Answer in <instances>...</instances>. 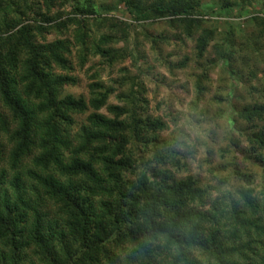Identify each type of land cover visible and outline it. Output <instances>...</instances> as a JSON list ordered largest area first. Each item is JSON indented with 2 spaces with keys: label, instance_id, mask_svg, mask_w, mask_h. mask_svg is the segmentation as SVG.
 <instances>
[{
  "label": "trees",
  "instance_id": "1",
  "mask_svg": "<svg viewBox=\"0 0 264 264\" xmlns=\"http://www.w3.org/2000/svg\"><path fill=\"white\" fill-rule=\"evenodd\" d=\"M115 1L141 22L165 19L186 35L201 29L199 55L212 38L198 0ZM65 3L0 0V264H264V156L259 186L247 166L234 174L239 185L225 178L219 188L202 186L178 176V153L161 137L166 125L142 118L139 94L112 105L96 80L87 99L61 96L75 83L71 43L41 42L44 32L78 24L81 52L119 61L106 47L118 39L89 43V1L71 0L75 18L52 17ZM230 8L225 1L217 10ZM262 116L264 105L240 114L248 122ZM251 135L264 146V125Z\"/></svg>",
  "mask_w": 264,
  "mask_h": 264
},
{
  "label": "rangeland",
  "instance_id": "2",
  "mask_svg": "<svg viewBox=\"0 0 264 264\" xmlns=\"http://www.w3.org/2000/svg\"><path fill=\"white\" fill-rule=\"evenodd\" d=\"M80 1H89L94 7L95 15L84 24L89 43L94 45L109 36L118 39L116 43L111 39L106 47L118 52L119 61L109 65L92 52H81L76 44V31L82 30L78 24L44 32L41 42L61 39L71 43L70 76L75 83L64 86L61 96L87 99L88 84L96 80L109 89L112 105H128L131 97L139 94L142 118L159 119L166 125L161 137L178 153L183 165L179 177L189 175L202 186L216 188L228 178L230 187L239 185L234 174L243 171L237 169L247 166L259 186L262 168L256 161L264 156V146L256 145L251 134L264 125V116L261 121L248 122L240 114L246 108L264 105V0H249L251 6L248 0H198L200 12L209 19L202 27L213 32L200 55L196 37L201 29L186 35L183 28L170 26L165 19L135 20L138 12H129L115 0ZM225 1L232 7L230 12L218 11ZM51 13L60 22L75 18L71 0L60 9L53 7ZM105 17L126 26V33L110 27L112 21L102 23ZM90 111L77 121H85Z\"/></svg>",
  "mask_w": 264,
  "mask_h": 264
}]
</instances>
